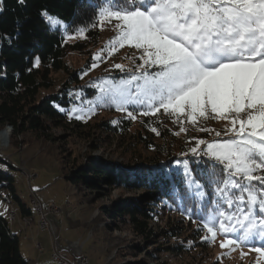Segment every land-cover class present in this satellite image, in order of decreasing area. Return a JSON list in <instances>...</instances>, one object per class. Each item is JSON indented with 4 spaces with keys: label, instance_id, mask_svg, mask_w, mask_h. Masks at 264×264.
<instances>
[{
    "label": "snow or ice",
    "instance_id": "1",
    "mask_svg": "<svg viewBox=\"0 0 264 264\" xmlns=\"http://www.w3.org/2000/svg\"><path fill=\"white\" fill-rule=\"evenodd\" d=\"M17 3L23 6L26 0ZM88 6L95 10L91 26L117 21L112 40L142 50L143 61L137 66L140 74L101 88L98 104L87 101L88 113L114 104L133 119L127 105L141 107L145 116L163 110L191 123L209 113L229 120L227 139H201L190 149L194 158L212 161L202 170L203 179L191 161H176L183 165L185 191L173 188V193L190 222L199 220L197 230L210 234L202 239L214 241L219 232L225 236L221 248L259 244L254 250L264 254V0H94ZM39 15L50 28L64 26L65 36H83L88 27L67 25L46 7ZM20 28L17 18L12 33L0 32V46L18 39ZM39 61L36 56L34 66ZM137 81L142 83L132 91L129 86ZM186 199L194 201L192 206L183 207Z\"/></svg>",
    "mask_w": 264,
    "mask_h": 264
},
{
    "label": "trees",
    "instance_id": "2",
    "mask_svg": "<svg viewBox=\"0 0 264 264\" xmlns=\"http://www.w3.org/2000/svg\"><path fill=\"white\" fill-rule=\"evenodd\" d=\"M92 2L94 0H26V5L22 6L17 0H3L0 32L12 33L17 18L21 23L19 38L13 40L11 45L4 41L0 46V128L10 127L13 137H18L23 132H31L38 137L54 141L55 138L50 136L52 129H81L89 125L90 118L102 112L110 114L109 120L113 121H100L94 126L120 136H129L128 130L132 127L133 121L127 112L118 111L113 104L95 106L94 113H88L87 101L98 104L101 88L119 85L132 75L140 74L143 69L133 66L127 71L114 68L107 74L94 73L89 63L98 62L101 55L92 56L94 54L88 52L85 64L70 70L66 61L67 54L82 50L84 48L82 42L74 40L70 43L67 40L70 36L64 35V26L50 28L39 15L40 9L46 7L53 15H59L67 25L72 27L88 25L84 37L90 40L89 45L93 48L98 34L97 26H91L94 23L95 10L88 5ZM36 56L40 57L38 66H34L33 63ZM155 70V66L148 68L149 73ZM58 73L65 75L56 81L53 75ZM135 83L142 81L130 85L132 91H135ZM43 90L50 92L40 95ZM61 108L64 110L61 111ZM127 109L132 111L134 116L140 117L136 121L140 130L131 136L134 137L132 140L134 142L128 141L123 148L124 152L131 154L128 163L120 165L112 160H104L89 154L83 161L73 164V160L63 155V165L70 164L65 178L75 186L76 191L86 202L107 198L110 189L114 188L122 192L140 190L139 195L120 194L118 198L101 204L98 207V215L89 224L94 228H100L95 221L98 216L99 222L105 219L106 228L112 227L111 231L126 226L140 239L123 250L127 253L126 258L131 257V260H126L122 264H148L152 260L155 264H166L158 260L159 253L183 255L191 250V243L189 240H178L180 232L173 224L161 229L160 232L155 230L152 223L163 213L178 216L185 225L193 226V232L196 233L193 240L199 241L201 245L199 247H203L205 242L210 240L202 239L203 236L210 234H207L206 230H197L199 220L197 223L190 222L181 207V201L173 193V188L181 193L185 191L184 185L180 183L182 179L180 169L183 165H177L176 161H191L197 178L203 179L202 170L211 165L212 161L208 157H203V160L200 157L194 158L190 149L196 146L198 140L211 142L214 139H227L228 136H209L206 128L217 120L212 113H209L207 118H198L196 123L200 124H196L188 122L186 116L177 119L163 110L155 115L145 116L142 114L144 109L139 106L127 105ZM80 115L84 116V120L77 118ZM241 118H244L243 114ZM181 120L183 123L179 122ZM176 123H181L180 127L185 129L180 136H173L167 128V124L174 126ZM135 143L136 146L140 145L142 149L149 150L150 154L147 156L129 151L127 145ZM201 148L204 146L201 145ZM0 184L12 192V198L18 201L23 217L29 216L31 209L15 193L14 177L0 170ZM193 202L186 199L183 201V207H190ZM161 235L166 238L165 246L157 244L159 243L157 239ZM217 235L225 238L219 232ZM153 240L154 242H151ZM171 240L174 241L170 242ZM153 244L154 246L149 248ZM239 245L247 248L260 247L259 244ZM142 253L143 256L139 258ZM0 264H29L19 249L17 235L11 231L7 220L2 216H0Z\"/></svg>",
    "mask_w": 264,
    "mask_h": 264
},
{
    "label": "rangeland",
    "instance_id": "3",
    "mask_svg": "<svg viewBox=\"0 0 264 264\" xmlns=\"http://www.w3.org/2000/svg\"><path fill=\"white\" fill-rule=\"evenodd\" d=\"M117 23L115 20L111 23L105 22L102 27L97 24L98 38L93 48L89 45L90 40L85 39V35L68 37L67 40L70 43L78 40L84 46L82 50L68 52L66 61L69 69L82 67L88 52H92L94 54L92 56L101 55L95 67L92 66L94 63H89L94 73H110L117 64L124 67L123 71L142 64L143 61L140 59L142 50L127 44L120 47L116 41L112 40L117 35L118 30L115 27ZM118 70L121 71V69ZM64 75V73H58L53 76L58 81L59 77ZM46 92L50 90H43L40 95ZM110 118V114L102 112L90 118L89 125L81 129H52L50 136L55 138L54 141L38 137L31 132H23L18 137H13L10 127L0 128V170L14 177L16 195L31 209V214L24 218L20 213L18 201L12 198V192L4 189L0 184V216L7 220L9 228L17 235L19 249L28 259L29 264H58L53 258L54 252L70 262H75L80 256H86L88 264H122L126 260H131V257L126 258L127 253L123 250L140 239L134 236L128 227L122 226L120 229L111 231L112 227L106 228L105 219L99 222L98 216L95 221L100 228H94L89 223L98 215V207L101 204L118 198L120 194L132 196L139 195L141 191L136 189L122 192L114 188L110 189V195L107 198L86 202L76 191L75 186L65 178L70 164L63 165L62 162L63 155L68 156L70 160H73V164H76L90 154L93 157L112 160L120 165L128 163L131 154L126 150L124 152L123 148L128 141L134 142L132 141L134 137L131 136L140 130L139 123L136 122L140 117L131 118L133 125L128 130L129 136H120L94 126L100 121H113V119L109 120ZM180 125L181 123H176L174 126L179 128L175 129L177 127L167 124V128L173 136H180L182 132ZM226 125L231 126L229 120L217 119L206 129L211 137H217L216 132L224 136ZM127 147L129 151L135 152L134 154L141 153L147 156L150 154L149 150L142 149L140 145L136 146V143ZM28 173L31 177H28ZM30 194L34 195L45 210L51 204L58 208L56 212L47 213L48 228L40 225L39 216L30 204ZM11 213L15 215L13 220ZM99 218H101L100 215ZM172 224L180 232L178 240H189L191 250L183 255L161 252L158 254L160 262L166 264H264V254L256 252L255 248L240 245L221 248L220 241L225 238L218 235L214 241L210 239L203 247H199L201 246L199 241L193 240L196 236L193 226L185 225L178 216L163 213L152 223V226L160 232L161 229H166ZM104 227L106 229L102 230L101 228ZM157 240L158 246H165L164 236H159ZM152 246L154 244L149 248ZM142 256L143 253L139 258ZM148 264H155V262L152 260Z\"/></svg>",
    "mask_w": 264,
    "mask_h": 264
},
{
    "label": "built area",
    "instance_id": "4",
    "mask_svg": "<svg viewBox=\"0 0 264 264\" xmlns=\"http://www.w3.org/2000/svg\"><path fill=\"white\" fill-rule=\"evenodd\" d=\"M28 177H31V175L28 173ZM32 202L35 204L36 208H38V212H42V215L44 216L46 220V228H48V222L46 219L47 213L50 212H56L58 208L55 207L54 204H51L46 210L43 208V206L40 204V202L34 197V195L31 194ZM54 255L58 256V258L63 261L64 264H87L82 260V256H80L75 262H70L65 258L60 257L57 253H53Z\"/></svg>",
    "mask_w": 264,
    "mask_h": 264
},
{
    "label": "bare ground",
    "instance_id": "5",
    "mask_svg": "<svg viewBox=\"0 0 264 264\" xmlns=\"http://www.w3.org/2000/svg\"><path fill=\"white\" fill-rule=\"evenodd\" d=\"M30 196H31V194H30ZM30 196H29V197H30ZM30 202H31L30 204L32 205L34 211H35L36 214H38V216H39V222H40V225H41L42 227H45V228H46V220H45L44 216L42 215V212H38V208H36L35 204L32 202L31 197H30ZM11 219H12V220L14 219V214H13V213H11ZM53 258L58 262V264H64L63 261H61V260L58 258V256H56V255L53 254ZM82 260H83L85 263L88 264V259H87L86 256H82Z\"/></svg>",
    "mask_w": 264,
    "mask_h": 264
},
{
    "label": "crops",
    "instance_id": "6",
    "mask_svg": "<svg viewBox=\"0 0 264 264\" xmlns=\"http://www.w3.org/2000/svg\"><path fill=\"white\" fill-rule=\"evenodd\" d=\"M14 218H15V215H14ZM13 232V231H12Z\"/></svg>",
    "mask_w": 264,
    "mask_h": 264
}]
</instances>
